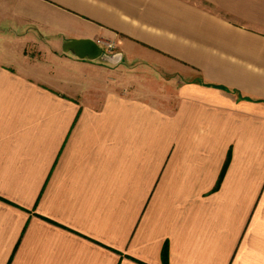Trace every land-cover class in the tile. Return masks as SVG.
Returning a JSON list of instances; mask_svg holds the SVG:
<instances>
[{"label":"crops","instance_id":"0c3cea01","mask_svg":"<svg viewBox=\"0 0 264 264\" xmlns=\"http://www.w3.org/2000/svg\"><path fill=\"white\" fill-rule=\"evenodd\" d=\"M0 264H264V0H0Z\"/></svg>","mask_w":264,"mask_h":264},{"label":"water","instance_id":"95a60500","mask_svg":"<svg viewBox=\"0 0 264 264\" xmlns=\"http://www.w3.org/2000/svg\"><path fill=\"white\" fill-rule=\"evenodd\" d=\"M64 52H71L77 58L94 60L104 56L102 47L91 39H69L62 43Z\"/></svg>","mask_w":264,"mask_h":264},{"label":"trees","instance_id":"16d2710c","mask_svg":"<svg viewBox=\"0 0 264 264\" xmlns=\"http://www.w3.org/2000/svg\"><path fill=\"white\" fill-rule=\"evenodd\" d=\"M227 163H228V157H227V159L225 160V162H224V164H223V167H222L221 173H220V175H219V178H218V180H217L216 186H218V184H219V182H220V179L222 178V175H223V172H224V169H225ZM161 257H162L163 262H165L166 259H167V249H166V244L163 245V248H162V251H161Z\"/></svg>","mask_w":264,"mask_h":264},{"label":"built area","instance_id":"2783aa9c","mask_svg":"<svg viewBox=\"0 0 264 264\" xmlns=\"http://www.w3.org/2000/svg\"><path fill=\"white\" fill-rule=\"evenodd\" d=\"M101 47H102L103 51H106V50L110 49L112 47V45L111 44H107V45H103Z\"/></svg>","mask_w":264,"mask_h":264}]
</instances>
